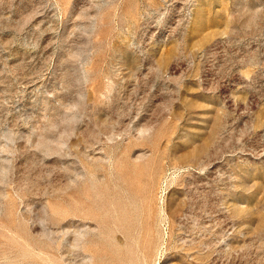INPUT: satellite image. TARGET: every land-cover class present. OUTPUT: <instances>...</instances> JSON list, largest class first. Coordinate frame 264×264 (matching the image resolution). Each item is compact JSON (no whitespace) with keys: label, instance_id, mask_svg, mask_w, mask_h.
Masks as SVG:
<instances>
[{"label":"rangeland","instance_id":"obj_1","mask_svg":"<svg viewBox=\"0 0 264 264\" xmlns=\"http://www.w3.org/2000/svg\"><path fill=\"white\" fill-rule=\"evenodd\" d=\"M0 264H264V0H0Z\"/></svg>","mask_w":264,"mask_h":264}]
</instances>
